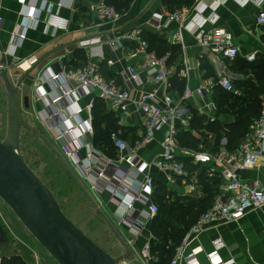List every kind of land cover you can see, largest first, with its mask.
<instances>
[{
	"label": "crops",
	"instance_id": "1",
	"mask_svg": "<svg viewBox=\"0 0 264 264\" xmlns=\"http://www.w3.org/2000/svg\"><path fill=\"white\" fill-rule=\"evenodd\" d=\"M98 1L101 0H0V49L1 58L7 71L20 74L25 71L26 67L22 66L21 68L17 64L18 60L22 61L32 54L37 59L52 47L64 45L62 51L58 52L56 56L40 64L35 82L26 81L20 89V106L24 119L32 126L36 125L38 129L42 130L60 152L62 144L73 145L71 141L78 134V130H81L75 123L85 126L90 121L92 124V113L88 109V105L92 99H95V95L89 93L77 96L75 92L74 95L54 102L53 98L66 89L75 88L76 84L69 78H66L65 82H61L59 79L51 82L52 80L48 81V78L51 74H56L63 66L76 67L90 59L97 63L99 71L106 79H115L117 83L121 84L125 69L130 65L136 66L138 60L130 57V52L135 46L131 42H125L118 50H112L105 44V41L115 33L114 31L120 28L128 30L139 27L142 31L150 32L178 49L174 63L170 66L171 75L176 82L178 80L183 82L181 86L176 85L181 90L186 83L197 87L202 82L211 78L215 79L219 75L230 77L233 85L244 84L248 81L257 84L261 78L260 70L264 61V25H256L255 17L261 10H264V0H202L203 10L190 9V13L181 26L177 21H168L167 15L176 9L187 7L184 5L181 7L174 5L173 10L170 11L168 4L165 3L167 0H133L128 13L118 23L111 24L98 20L93 10V5ZM48 9L69 20L67 31L53 33L50 28L46 27L45 17ZM156 17L160 18L161 28L152 22V19ZM214 18H216V24L232 33L234 41L240 46V52L236 59H224L197 44L198 25L209 27L211 19ZM178 29L184 48L179 43L172 42V35ZM21 34L24 37L20 39ZM91 38H100V43H90L86 47L79 46L81 40ZM248 54H254L257 59L253 60L254 62L251 61L252 63L247 61L245 57ZM185 65L188 67L187 71H185ZM138 74L140 84L130 92L132 101L127 104V111L121 116L113 112L119 118L118 123L124 128L113 132L118 133L131 149L139 142L144 133L142 114L133 101L139 97L141 92L152 90L158 86L149 81L146 73L140 71ZM176 87L171 91L173 95L178 96L180 93ZM161 91L160 87L158 96L161 95ZM242 95L244 94L234 96ZM259 98L263 101L264 95H260ZM196 106V101L188 103L190 111L197 112ZM78 109H81V112L78 117L74 118L75 114L74 116L72 114ZM53 111L59 113L56 121H48L47 127L44 128L37 117L50 115ZM217 116L219 115L217 114ZM69 125L76 126V131L66 135L61 141L56 140L57 133ZM191 134L197 139L207 136L209 144L214 145L213 134L207 130L193 129ZM162 138L163 128H159L155 131L153 140L137 150L140 159L149 161L159 155ZM86 142L89 143V149L93 156L89 154V149L81 147L78 151V159L76 158L75 161L77 164H82L87 160L92 162L95 171L92 174L95 178H92L91 181L98 183L95 188H92L88 181L82 179V182L94 197L98 207L128 243L136 244L141 241L143 243L144 240L150 239L152 236L153 219L144 217L148 202L135 200L133 208L126 210L122 201L123 196H137L138 184L142 183L146 177L153 180L150 201L154 203L158 200L153 195L157 191L158 184L165 186L166 198H174L175 195L182 201L188 198L198 200L203 194L202 186L196 177V170L191 172L186 179H178L175 184L171 185L164 181L163 172L155 167H147L143 171H138L125 162L116 161L117 152L111 139L108 141L111 148L102 146L101 141L96 138L93 126L92 133L86 134ZM201 151L212 150L207 148ZM201 151L179 147L178 155L179 157H188L192 163L193 158L190 152ZM61 153L74 170V166L71 165L73 160L64 152ZM206 163L211 162L203 164ZM203 164L196 163L194 165L201 167ZM74 171L78 175V171L76 169ZM99 171H104V174L98 176ZM241 176L249 180H258L264 184V166L242 171ZM71 180L88 201L72 177ZM112 187L115 188L114 191H111ZM89 205L92 208L90 203ZM92 210L96 213L93 208ZM125 213L129 215V220H124ZM96 215L106 225L97 213ZM159 215L157 213L155 216ZM218 238L223 243L217 251L218 258L222 263L232 261L231 264H264V206L248 211L238 222L217 223L200 233L189 245L191 249L198 246L203 248L204 252L197 257L200 264L208 263L204 253L212 250V243ZM133 249L134 252L138 250L136 247Z\"/></svg>",
	"mask_w": 264,
	"mask_h": 264
},
{
	"label": "built area",
	"instance_id": "2",
	"mask_svg": "<svg viewBox=\"0 0 264 264\" xmlns=\"http://www.w3.org/2000/svg\"><path fill=\"white\" fill-rule=\"evenodd\" d=\"M201 6L202 0H195L191 8L182 7L176 9L167 15V19L168 21H177L181 26L190 13V9L203 10L204 7L202 8ZM93 10L98 20L104 23L116 24L123 17L114 6L107 4L103 0L95 3ZM152 22L158 28H161L159 17L153 18ZM210 23L209 27L198 25L199 29L196 32L197 44L224 59H235L239 55L240 46L234 41L232 33L216 24V18L211 19ZM255 23L258 26L264 25V10L257 14ZM45 25L53 33L67 31L69 20L48 9ZM23 37V34L19 36L20 39ZM125 42H131L135 45L130 52V57L137 59L138 64L136 66L130 65L125 69L121 84L117 83L115 79H106L99 71L97 63L89 59L76 67L63 66L56 74H51L48 81L52 80L51 82H54L59 79V81L65 82L66 78H69L76 84L75 88L66 89L63 93L53 98V101L56 102L66 96L74 95L75 92L77 96L92 93L95 98H99L105 103L107 109L121 116L127 111V104L132 101L130 92L140 84L138 73L140 71L146 73L149 81L156 83L158 86L152 90L141 92L139 97L133 101L143 117L144 133L141 139L132 149L116 132L110 134V139L117 152L116 161L125 162L138 171H143L147 167H155L163 172L166 183L175 184L178 179L184 180L190 175L184 162L179 158V146L176 138L180 130L187 129L190 126L192 114L188 108V103L196 101L197 113L212 122L218 114L217 104L213 100L215 87L219 86L234 95H241L242 91L233 85L230 77L219 75L215 79L211 78L202 82L197 87H192L186 83L178 96L173 95L170 89L171 66L168 63L171 52L167 51L159 56L154 50H150L147 40L143 37V31L139 27L117 31L105 41V44L112 50H118ZM172 42L179 43L184 48L179 29L173 33ZM90 43H100V38L81 40L79 46L86 47ZM1 56L0 49V71L5 67ZM245 59L251 62L255 59V56L254 54H248ZM35 61L36 56L32 54L22 61L18 60L17 64L21 68L24 66L27 69ZM185 66V71H187L188 67L187 65ZM160 87L162 91L161 95L158 96ZM93 100L88 105L89 110H91ZM79 112H81V109L76 110L72 114L73 116L75 114L74 118L79 116ZM58 114V111H53L50 115H39L37 119L45 128L48 121H56ZM75 124L81 130H78V134L71 141L72 146H69V144L61 145V152H64L66 156L73 160L71 165L74 166V170L78 171L79 178L88 181L91 187L95 188L98 182L95 181L93 183L91 181L92 178H95L93 176L95 173L93 163L87 160L82 164H77V161H75L76 158L78 159L79 148L89 149V143L86 142V134L88 132L92 133V124L90 121L85 126L78 123ZM159 128H163L160 154L149 161L141 160L137 150L153 140L155 131ZM75 129L76 126L69 125L65 129L60 130L56 135V140L61 141L66 135L73 134L76 131ZM226 142V138L223 137L216 151L190 152L193 158L192 163L194 164L213 163L212 171L220 179L219 192L214 197L212 205L200 215L196 223L183 236L180 244L175 248L169 264H200L197 257L204 252L203 248L201 246L192 249L189 247L190 243L200 233L217 225V223L238 222L248 211L257 210L264 206V184L258 180H249L241 176L242 171L264 166V100L261 102L258 116L253 120L238 146L230 151L225 147ZM88 152L93 156L91 149ZM103 174L104 171L98 172V176ZM152 187L153 180L150 177H146L142 183L138 184L137 196H123L122 201L125 209L130 210L133 208V202L139 199L148 202L147 212L144 213V217L147 219L154 218L158 213V207L156 203L150 201ZM191 188L193 187L191 186ZM114 190L115 188L112 187L111 191ZM129 219V215L125 213L124 220ZM149 240V238L144 240L140 248L134 252L135 256L137 254L140 258L142 264H151L152 261H157V258L151 255ZM133 243H129L132 249L134 248ZM222 245L223 243L219 238L213 241L212 250L204 253L207 264H214V262L218 264L232 263V261L220 262L217 251Z\"/></svg>",
	"mask_w": 264,
	"mask_h": 264
},
{
	"label": "trees",
	"instance_id": "3",
	"mask_svg": "<svg viewBox=\"0 0 264 264\" xmlns=\"http://www.w3.org/2000/svg\"><path fill=\"white\" fill-rule=\"evenodd\" d=\"M133 0H105L123 16L130 9ZM170 11L173 6L190 7L194 0H167ZM143 37L147 40L150 50H154L157 55H163L170 51L171 56L168 59L169 65L174 63V58L178 49L165 42L164 39L152 35L150 32L143 31ZM236 59V58H235ZM257 58L254 59V61ZM253 61V62H254ZM252 63V62H251ZM260 76L257 84L251 81L234 84L236 88L242 90V96H234L232 92H227L221 87L216 86L214 89L213 100L218 107V115L215 120L210 122L203 116H199L197 112L192 111L190 126L187 129H182L178 132L176 138L178 146L189 150H204L211 148L216 151L219 148V143L222 137H225L227 142L225 147L228 150L235 149L253 120L258 116L261 99L260 95H264V61L263 67L260 70ZM175 77V76H174ZM171 87L183 85L182 80H176L170 77ZM179 89L178 87H176ZM179 89V93H181ZM92 126L96 133V138L101 141L102 146L111 148L108 142L110 134L113 131L124 129L118 123L119 118L110 112L105 103L95 98L91 107ZM104 124V126H103ZM207 130L213 134L214 145L209 144L207 136L202 139H197L191 134V130ZM95 141V140H94ZM203 145V146H202ZM202 146V147H200ZM185 164L189 174L195 170L196 176L202 186V196L198 200L191 198L181 200L180 197H175L172 202L166 201V188L162 184H158L157 191L154 192V197L158 207L159 216L152 218L150 252L151 255L157 258V261H152L151 264H169L174 255L175 248L180 244L183 236L187 233L190 227L196 223L200 215L204 213L213 203V199L219 192L220 179L215 176L213 163L203 164L201 167L190 162L188 157H179ZM213 172V173H212ZM171 229V231H169ZM11 242V236L8 233L7 223L0 214V264H29L27 259L21 255H4L2 254L3 247ZM28 257V253L26 254Z\"/></svg>",
	"mask_w": 264,
	"mask_h": 264
},
{
	"label": "water",
	"instance_id": "4",
	"mask_svg": "<svg viewBox=\"0 0 264 264\" xmlns=\"http://www.w3.org/2000/svg\"><path fill=\"white\" fill-rule=\"evenodd\" d=\"M121 28L114 31H120ZM56 45L42 53L20 74L0 71V87L6 100V134L0 140V199L5 202L29 233L58 264H121L135 257L131 245L98 207L94 197L63 157L59 149L37 127L28 123L20 106V89L26 81L34 83L40 64L61 52ZM1 119V117H0ZM27 129L40 137L56 155L66 171L85 194L92 208L118 239L124 253L112 256L91 240L62 211L52 190L27 165L20 152V130ZM133 240L134 237H132Z\"/></svg>",
	"mask_w": 264,
	"mask_h": 264
},
{
	"label": "rangeland",
	"instance_id": "5",
	"mask_svg": "<svg viewBox=\"0 0 264 264\" xmlns=\"http://www.w3.org/2000/svg\"><path fill=\"white\" fill-rule=\"evenodd\" d=\"M0 117V140H3L7 125L6 100L1 88ZM34 126L37 127L36 125ZM19 139L20 152L25 162L52 190L64 214L91 240L112 256L124 253V249L118 239L92 210L88 201L71 180L65 167L49 149L48 145L36 134L24 128L20 130ZM173 197L167 198L166 201L168 203L172 202L175 199V195ZM0 214L7 223L8 233L11 236V242L3 247L2 253L6 255L18 253V255H21L25 259H31V261L28 259L27 261L33 264H58L1 199ZM141 245L142 241L141 243H133V247L137 249ZM27 253L28 257L26 255ZM121 264H142V262L136 254L133 258L123 259Z\"/></svg>",
	"mask_w": 264,
	"mask_h": 264
},
{
	"label": "bare ground",
	"instance_id": "6",
	"mask_svg": "<svg viewBox=\"0 0 264 264\" xmlns=\"http://www.w3.org/2000/svg\"><path fill=\"white\" fill-rule=\"evenodd\" d=\"M220 262H221V261H220ZM214 264H218V263L214 262Z\"/></svg>",
	"mask_w": 264,
	"mask_h": 264
}]
</instances>
